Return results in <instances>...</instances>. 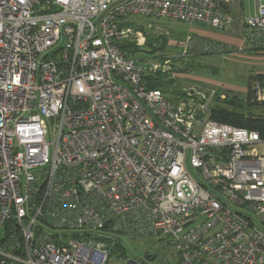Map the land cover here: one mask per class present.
<instances>
[{"label":"built area","instance_id":"1","mask_svg":"<svg viewBox=\"0 0 264 264\" xmlns=\"http://www.w3.org/2000/svg\"><path fill=\"white\" fill-rule=\"evenodd\" d=\"M232 1L0 0V264H154L113 254L137 237L167 238L175 264H264V139L212 119L215 92L150 89L170 60L121 49L143 44L132 17L228 30ZM253 1L244 46L264 56Z\"/></svg>","mask_w":264,"mask_h":264},{"label":"rangeland","instance_id":"2","mask_svg":"<svg viewBox=\"0 0 264 264\" xmlns=\"http://www.w3.org/2000/svg\"><path fill=\"white\" fill-rule=\"evenodd\" d=\"M253 3V0H249L246 5L252 10ZM130 19L128 26L140 30L144 38L141 47L131 48L136 52V58L149 59L160 68L164 67L166 61L171 62L168 73L177 81L169 89L170 92H167L168 97L181 89L189 91L195 88L207 93L215 92L213 106L217 104V92L220 93L221 101L229 96L238 97L239 102L246 103L252 83L258 81L253 80L249 84V78L264 74V56L242 46L243 38L236 35L233 29H210L200 24L155 17ZM199 33L235 42L225 44L227 48L219 52L205 53L195 48H182V43L189 34ZM255 113L262 114L264 110L255 109ZM125 245L127 254L132 259H141L146 253H150L156 256L154 264H175L178 260L177 253L167 238L137 237L127 240ZM114 261L115 259L112 260Z\"/></svg>","mask_w":264,"mask_h":264},{"label":"trees","instance_id":"3","mask_svg":"<svg viewBox=\"0 0 264 264\" xmlns=\"http://www.w3.org/2000/svg\"><path fill=\"white\" fill-rule=\"evenodd\" d=\"M132 46L134 47L136 45L122 43L121 49L128 56H136V52L132 51L131 49ZM249 80V84L253 80H258L259 82L264 83V74H258L255 77H250ZM176 81V78H174L170 73L160 72L158 73V76H155L148 80V87L150 89L160 90L168 97L167 92L171 87H173V85H175ZM219 95L220 93L217 92V104L211 107L212 119L220 123H225L238 128L258 132L264 139V113L258 115L255 113V109L264 110V104L251 102V95L248 96L246 103H241V101L239 102L238 97L230 98L229 96L226 98V100L221 101ZM185 96V90L181 89L178 93H174L171 97L168 98L172 102H177ZM113 254L121 257H126V246L122 245V243L120 242L117 243L116 247L113 250ZM144 256L148 261H151L152 263H154V261L156 260V256L151 255L150 253H146Z\"/></svg>","mask_w":264,"mask_h":264},{"label":"crops","instance_id":"4","mask_svg":"<svg viewBox=\"0 0 264 264\" xmlns=\"http://www.w3.org/2000/svg\"><path fill=\"white\" fill-rule=\"evenodd\" d=\"M248 1L249 0H245V1L244 0H234L232 2H224L225 4L222 3L223 8H224L223 10L225 12L232 14L234 17V20H236L233 27L230 29H233V31L236 33V35L241 36V38H243L245 18L247 16H249L250 14L252 15L255 11V3H253L252 10H251L246 5V3ZM202 27H207V26L202 25ZM207 28L212 29L211 27H207ZM204 34L205 33H203V34H201V33L189 34V35L193 36L196 39H202L204 41H211V42H219L223 45H225V44L231 45L233 42H235L234 40H230V39L222 40V39H218V37H216V36L210 37V36L204 35ZM244 44L245 43H244V38H243L242 46H244Z\"/></svg>","mask_w":264,"mask_h":264}]
</instances>
